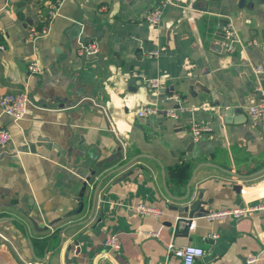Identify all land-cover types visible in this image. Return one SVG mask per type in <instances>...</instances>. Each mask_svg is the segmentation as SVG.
<instances>
[{"label":"crops","instance_id":"obj_1","mask_svg":"<svg viewBox=\"0 0 264 264\" xmlns=\"http://www.w3.org/2000/svg\"><path fill=\"white\" fill-rule=\"evenodd\" d=\"M195 1L164 6L153 24L149 16L164 0H0V96L22 91L30 96L22 120L0 109V126L12 135L0 147V264H180L168 251L170 242L202 248L205 255L196 264H246L248 257L264 254L261 210L213 221L199 212L193 230L179 231L176 225L187 216L172 209L178 204L171 196L185 195L199 164L242 175L264 167V121L254 124L246 104L248 98L254 105L264 101V71L256 72L264 65V0H244L242 7V0H208L200 5L205 10L195 8ZM239 20L230 54L224 28ZM32 28L48 33L33 40ZM85 41L98 47L87 60L80 53ZM161 48L158 56L150 55ZM33 61L38 73L29 69ZM137 74L159 79L160 88L151 89ZM80 95L93 98L79 105L82 114L68 118L59 102ZM233 104L244 114L223 115ZM145 107L158 111L140 117ZM195 123L208 128L197 139L191 131ZM39 137L64 150L70 141L72 151L64 155L38 146L32 153ZM119 146L124 155L97 169L98 179L125 157L155 159H140L108 178L94 219L63 233L87 216V209L73 215L83 182ZM191 190L210 201L204 206L208 212L254 207L264 203V175L242 180L202 166ZM142 203L166 213L139 215L134 208ZM62 235L66 242L57 251ZM111 235L120 238V250L105 245Z\"/></svg>","mask_w":264,"mask_h":264},{"label":"built area","instance_id":"obj_2","mask_svg":"<svg viewBox=\"0 0 264 264\" xmlns=\"http://www.w3.org/2000/svg\"><path fill=\"white\" fill-rule=\"evenodd\" d=\"M60 3L63 0H59ZM186 0H164L161 7L156 9L150 16L149 19L153 24H158L161 19L162 15V8L168 4H184ZM56 14V11L53 12V15ZM48 33V28H44L42 30H36L32 28L31 30V39H37L43 36H46ZM224 35H225V49L227 53H233L236 48V44L238 42L237 39V31L232 21H228L225 28H224ZM165 48H161L152 52L153 56H158ZM84 52L87 55H95L98 53V47L95 43H89L87 46L80 49V53L83 54ZM29 69L31 73H38L39 66L36 61L30 63ZM264 71V65L258 66L256 69L257 74L262 73ZM138 78L142 79L151 89L158 90L161 86V81L159 79H152L148 78L145 75L137 74ZM30 104V96L27 91H22L18 93H5L0 96V109L2 112L14 120L19 121L22 120L28 111V106ZM157 108L155 107H145L139 111L140 117H146L157 112ZM249 113L251 116L252 122L260 123L264 121V101L260 104L251 106L249 108ZM168 114L172 117H176V111L170 110ZM208 128L193 124L191 126V131L193 136L197 139L199 138L203 132L207 131ZM12 141V135L10 131L2 126H0V147L6 146ZM135 212L142 216H152V217H161L165 215L166 211L164 208L148 205V204H138L134 208ZM261 210L264 211V203L258 206H251V207H242V208H234V209H226V210H213L206 214V218L208 220H225L227 218H235L240 219L243 218L251 212ZM181 218L186 217H179L177 218V224ZM186 220H189L186 218ZM176 224V225H177ZM188 225V221H186ZM196 227V220L191 219L188 229L193 230ZM149 236H156L155 233L149 232ZM213 238H216L217 235L213 234ZM105 245L113 250L118 251L121 249V240L117 235L109 236L106 241ZM169 253L173 254L179 261L180 264H196V261L202 258L205 255V251L202 248L196 246H185V247H177L173 242H170L167 246ZM246 264H264V254L253 255L246 259Z\"/></svg>","mask_w":264,"mask_h":264},{"label":"water","instance_id":"obj_3","mask_svg":"<svg viewBox=\"0 0 264 264\" xmlns=\"http://www.w3.org/2000/svg\"><path fill=\"white\" fill-rule=\"evenodd\" d=\"M206 1H208V0H196L195 1V8L205 10L206 9L205 5L203 6V8H200L201 7L200 5H202L203 3L205 4ZM243 2H244V0L241 1V4H240L241 7L243 6ZM239 23H240V20L236 22L235 28L237 30L240 29ZM87 43H88V41H85L84 45L87 46ZM27 47H28V51H29L28 54L31 55L33 53V50H34V42L30 41L29 44L27 45ZM82 58L84 60H87V53L86 52H84L82 54ZM254 78H257V76L255 75ZM135 82H136V79H132L130 84L135 85ZM86 98H93V97H91L89 95L88 96L80 95L78 97L72 96L71 98L68 97V98H65L64 100L59 102V107L63 108V109H68V111H67L68 118L74 112H78V113L82 114L83 113V107L79 106V105ZM246 104L248 106H254V102L250 98L246 99ZM243 111H244L243 108H241L238 104H233V105H230V106H227L226 108H224L222 110V114L230 117V116H233L234 114L235 115L244 114ZM226 120L228 122H230V120L228 118H226ZM240 120L241 119L233 118L231 122L239 123L238 121H240ZM69 143H70V141L68 142V148L66 150H64L60 145L54 143L49 138L39 137L38 141L35 144L30 146V150L32 153H34V152H36V147L44 146L45 148L50 149V150L54 148L64 155H70V153L72 151V147ZM124 145H125V143H124ZM123 147L124 146H119L117 148V151L114 154H112L108 158H105V159L99 161L96 164V168L91 170L90 176H88L87 179L83 182L82 188H81L80 193H79L78 198H77L78 208L74 211V214H73V215L82 214L87 209L88 210L87 216L83 220H81L80 222L66 227L63 230V233L68 232L72 228L88 224L89 222H91L94 219V217L96 215V210L98 208V199H99L100 192L102 190V187L104 186V182L108 178H110L111 176L115 175L116 173L124 170L125 168L129 167L132 163H134L140 159H149V158L155 159L153 156L148 155V154H139L136 156H131L129 159H127V157H125L123 164H121L120 166H117L116 168L106 172L100 179H98L97 178V169H100L103 166L108 165L111 162L122 157L125 153V150H126L125 147L124 148ZM202 166H210V167L217 168V169L225 172L228 175L238 177L242 180H248V179L251 180V179L258 178V177H261L264 175V167L253 172L252 174L242 175V174H238L236 172H233L229 169L222 168V167H220L216 164H213V163H201L198 166H196V168L193 170L192 177L187 184V190H186L185 195L179 196V197H172L170 192L168 191V188L166 185L165 172L162 171L163 177H164L165 190H166L167 194L170 195L171 198L178 204V206H174L172 209L179 212L180 214H185L187 216L186 218L189 219V220H186V218H181L179 220V222L177 224L179 231L187 232L191 219H193L197 213H199V212L204 213V214L208 213V211L206 210V208L204 206L207 205L208 203L210 204V201L209 202L204 201L202 193H200L196 196L193 194V192L191 190V186H192V184L195 180V177H196V172ZM131 173L132 172H129L128 175H130ZM95 178H97L98 181L93 184V187H90V182H92L93 179H95ZM125 178H126V176H124L122 178V180ZM89 188H91L90 193H88ZM103 214H104L103 211H101L100 218H98L99 220L94 224L95 226L98 224V222L101 221ZM186 221H188V225L186 224ZM31 222H32L33 226L38 229V225L33 219H31ZM39 229H41V228H39ZM45 229H48V228H45ZM65 242H66V237L62 235L60 237V244H59V246H57L56 250L58 251L59 249H61ZM78 243H79L78 241H75V244H78ZM71 249H72V244L66 245V253H65L66 260H68Z\"/></svg>","mask_w":264,"mask_h":264}]
</instances>
